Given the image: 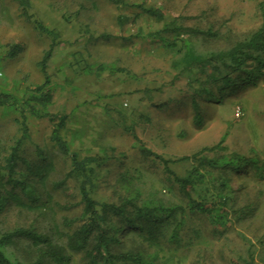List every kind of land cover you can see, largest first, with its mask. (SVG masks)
I'll return each instance as SVG.
<instances>
[{"label": "rangeland", "instance_id": "rangeland-1", "mask_svg": "<svg viewBox=\"0 0 264 264\" xmlns=\"http://www.w3.org/2000/svg\"><path fill=\"white\" fill-rule=\"evenodd\" d=\"M29 1L32 18L27 21L15 1L0 0V93L22 98L44 82L37 65L52 38L40 26L56 32V46L47 63L53 92L48 111L69 115L62 134L82 156H100L102 150L111 156L123 153L124 166L119 167L118 161L109 163L101 173L105 180L109 171V181L114 182L127 168L140 167L152 180L146 184L168 195L155 178L160 169H150L123 127L154 152L171 158L215 146L226 135L223 153L256 159L258 166L264 165V75L239 83L229 93L220 92L217 101H223L219 103H202L203 122L198 129L186 103L188 77L175 69L183 41H190L199 53L207 55L226 50L264 27V0ZM147 10L160 14L162 20ZM172 30L180 35L169 32ZM16 46L19 50L11 57ZM237 107L242 113L239 119L234 117ZM110 116L118 121L112 124ZM18 118L17 112L0 108V139L7 145L20 135ZM119 122L121 126L116 125ZM27 124L30 136L23 157L32 164L48 157L58 165L56 176L60 177L67 164L62 157L54 158L50 123L28 117ZM255 175V168L249 165L245 173L227 176L231 199L234 197L229 205L253 212L216 235L208 220L196 221L200 238L186 229L184 237L192 238L193 245L179 250L181 262L175 264L264 262V178ZM99 193L104 196L110 190L103 185ZM53 195L60 202L68 199L56 192ZM169 199L177 202L179 196L175 192ZM19 210L3 216L5 228L31 224L36 213ZM15 251L23 255L21 248Z\"/></svg>", "mask_w": 264, "mask_h": 264}, {"label": "trees", "instance_id": "trees-1", "mask_svg": "<svg viewBox=\"0 0 264 264\" xmlns=\"http://www.w3.org/2000/svg\"><path fill=\"white\" fill-rule=\"evenodd\" d=\"M13 1L29 21L30 1ZM147 12L162 20L160 14ZM40 29L52 38L37 65L44 82L26 91L22 98L0 93V108L19 114L15 121L20 134L8 145L0 139V264L180 263L179 250L193 245L192 238L184 237L186 229L200 238L196 221L208 220L216 235L253 212L248 207L235 209L229 205L234 197L231 199L227 176L234 172L237 177L250 165L255 168V176L263 179L264 165L258 166L256 159L249 161L237 154L223 153L226 135L215 146L171 158L154 152L132 130L123 127L131 135L132 147L148 161L150 169H160L155 178L166 187L168 195L153 190L152 184L147 185L152 180L140 167L132 171L127 168L114 182L109 181V171L110 177L105 180L101 173L109 163L118 161L119 167L124 166L123 153L111 156L102 150L100 156H82L71 148L67 135L62 134L69 115L48 111L53 92L47 63L58 35L45 27ZM162 31L168 32L166 28ZM169 32L180 35L177 30ZM182 44L177 50L175 69L179 75L188 77L186 103L191 106L192 123L198 129L203 122L202 103H219L223 101L222 98L217 101L220 92L229 93L239 83L264 75V27L235 41L226 50L207 55L199 53L190 41ZM18 50L19 47L12 49L10 56L15 57ZM28 117L50 123L54 158L62 157L67 164L60 177L56 176L58 165L48 157L34 164L23 157L30 136ZM110 120L112 124L118 121L113 116ZM120 122L116 125L121 126ZM103 185L110 190L108 195H100ZM54 192L68 199L60 202L54 198ZM175 192L179 196L177 202L169 199ZM12 209L36 214L28 227L5 228L2 218ZM17 248L23 250V255L16 253Z\"/></svg>", "mask_w": 264, "mask_h": 264}, {"label": "built area", "instance_id": "built-area-1", "mask_svg": "<svg viewBox=\"0 0 264 264\" xmlns=\"http://www.w3.org/2000/svg\"><path fill=\"white\" fill-rule=\"evenodd\" d=\"M241 115H242V113H241V110H240V108H235V110H234V117L236 118V119H239L240 117H241ZM261 264H264V262H262Z\"/></svg>", "mask_w": 264, "mask_h": 264}]
</instances>
